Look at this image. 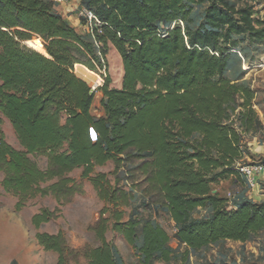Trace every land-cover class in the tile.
<instances>
[{
    "label": "trees",
    "instance_id": "16d2710c",
    "mask_svg": "<svg viewBox=\"0 0 264 264\" xmlns=\"http://www.w3.org/2000/svg\"><path fill=\"white\" fill-rule=\"evenodd\" d=\"M204 3L194 27L192 9ZM261 3L80 0L96 21L88 36L49 1L0 0L2 187L18 197L17 209L35 193L69 202L77 192L69 173L81 168L104 202L91 227L97 246L70 247L63 232L35 233L40 246L58 254L56 264L80 258L116 264L117 249L105 235L110 217L128 244L140 241V264H167L172 239L196 251L224 240L264 238V201L248 197L239 170L243 135L258 131L260 121L235 59L239 36L249 47L264 43ZM163 24L171 28L161 32ZM75 64L103 70V116L91 114L94 92L74 73ZM99 79H92L93 88ZM4 118L20 149L5 141ZM31 155L44 156L46 167ZM109 161L113 181L95 173ZM229 178L240 184L231 197L212 192ZM137 199L124 219L123 208ZM161 212L173 223L172 234L150 214ZM52 218L54 211L43 209L31 223L38 229Z\"/></svg>",
    "mask_w": 264,
    "mask_h": 264
},
{
    "label": "rangeland",
    "instance_id": "374dc122",
    "mask_svg": "<svg viewBox=\"0 0 264 264\" xmlns=\"http://www.w3.org/2000/svg\"><path fill=\"white\" fill-rule=\"evenodd\" d=\"M46 1L51 2L53 10L61 15L78 33L88 35L87 33H89L91 27L95 26V23L89 21L85 16L84 13L86 9L81 6L80 0ZM205 5V3L194 5L191 16L192 26L196 27V25L199 24L200 15ZM256 9L260 16L264 15L263 3L256 6ZM160 27L161 28L158 30L161 32L171 28L170 25L166 24ZM36 37L37 36L33 38ZM241 37L243 36L238 37L240 40L239 48L235 49V51L241 52L238 54L235 53V59L236 61L239 60V69L243 76L241 82L254 93L252 105L260 121V129L258 131L248 132L243 135L242 144L244 146L245 155L241 163L264 164V68H246L247 64H257L264 58V43L256 47H249L247 41H242ZM25 45L30 47L26 43ZM242 56H244V58ZM82 71H85V74H83ZM102 72L103 70L92 71L82 64L74 65V73L83 79L91 89H93L91 85L92 79L100 78L99 85L93 90L94 98L90 109L91 114L96 118L104 115V111L100 104L102 92L99 90L103 82ZM1 128L5 141L12 147L20 149L21 147L14 134L13 128L7 119L4 118L2 120ZM31 158L40 168L44 169L46 167L47 160L44 156L31 155ZM127 165L128 164H124L123 167H127ZM112 170L113 163L109 161L103 166L96 167L95 173H108V177L113 181L114 175L111 174ZM81 173V168H76L69 173V176L76 182L75 188L77 191L69 202H59L50 194L41 196L35 193L32 196L25 197L22 207L17 209L16 203L18 197L4 190L1 185L4 175L0 172V264H56L58 254L51 250H45L40 246L35 238L36 232H47L50 234L63 232L70 247H79L84 244L90 246L99 245L100 241L91 227L98 221L100 211L104 207V202L99 199L90 182L81 177ZM232 182V178L222 180L214 186L212 192L219 191L220 195L231 197L232 191L240 187L239 182L236 183V186H234ZM49 184L50 181L41 184V186L43 187ZM260 185L264 190V182L260 183ZM140 187L142 186H139V188ZM254 189L248 187L247 195ZM139 201L140 200L137 199L128 207L123 208L126 212L124 219H126L127 214L131 212V208L138 204ZM43 209L54 211V218L41 224L40 227L36 229L31 223V217L33 214ZM150 214L156 217L157 221L172 234L174 230L173 223L168 219L165 213ZM104 216L107 217L111 215L107 212ZM112 225L113 222L110 217L105 235L107 241L117 249L118 262L116 264H140L139 253L136 250L140 241L138 240L136 242V247L128 244L122 234L112 229ZM169 247L173 252L167 264H264L263 234H260L253 241L242 243L240 241L224 240L196 251L188 250L184 245L177 243L173 239L170 241ZM156 263L164 264L161 261ZM68 264L90 263L88 260L80 258L78 262H69Z\"/></svg>",
    "mask_w": 264,
    "mask_h": 264
},
{
    "label": "built area",
    "instance_id": "2783aa9c",
    "mask_svg": "<svg viewBox=\"0 0 264 264\" xmlns=\"http://www.w3.org/2000/svg\"><path fill=\"white\" fill-rule=\"evenodd\" d=\"M84 14L89 19V21H93L96 24L95 17L92 12L85 10ZM253 67L257 69L264 68V58H262L261 61L258 62L257 64L254 65L247 64L246 66L247 69H251ZM239 170L245 176L248 187L250 189H254L257 184L256 176L264 172V164L262 163L243 164L239 166Z\"/></svg>",
    "mask_w": 264,
    "mask_h": 264
},
{
    "label": "crops",
    "instance_id": "0c3cea01",
    "mask_svg": "<svg viewBox=\"0 0 264 264\" xmlns=\"http://www.w3.org/2000/svg\"><path fill=\"white\" fill-rule=\"evenodd\" d=\"M264 182V172L257 175V184L253 191L248 193V197L253 199L254 201H262L264 200V190L260 187V183Z\"/></svg>",
    "mask_w": 264,
    "mask_h": 264
},
{
    "label": "water",
    "instance_id": "95a60500",
    "mask_svg": "<svg viewBox=\"0 0 264 264\" xmlns=\"http://www.w3.org/2000/svg\"><path fill=\"white\" fill-rule=\"evenodd\" d=\"M93 90H94V89H91V90H90V94H91V95H92V94H93V92H94Z\"/></svg>",
    "mask_w": 264,
    "mask_h": 264
}]
</instances>
